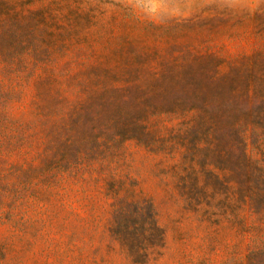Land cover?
I'll return each instance as SVG.
<instances>
[{"label":"rangeland","instance_id":"obj_1","mask_svg":"<svg viewBox=\"0 0 264 264\" xmlns=\"http://www.w3.org/2000/svg\"><path fill=\"white\" fill-rule=\"evenodd\" d=\"M17 1L35 33L0 62V264H264V0ZM164 97L176 114L98 154ZM148 207L163 242L137 263Z\"/></svg>","mask_w":264,"mask_h":264},{"label":"trees","instance_id":"obj_2","mask_svg":"<svg viewBox=\"0 0 264 264\" xmlns=\"http://www.w3.org/2000/svg\"><path fill=\"white\" fill-rule=\"evenodd\" d=\"M17 2V0H0V62H10L15 57L27 53L30 46L31 49L33 48L32 44L35 26H31L28 16L25 15L23 11L16 10ZM176 107L177 106L172 107V97H164L152 107L150 112L144 108L143 112L134 118L131 123L132 125L119 128L118 135H120L121 138H113L110 144L108 143L100 150L97 147L91 154L90 159L97 158L98 154L103 155L113 148L120 147L125 140L131 139L140 141L141 137L147 134L144 122L147 121L150 116L166 115L172 117L173 114H176ZM200 116L201 117L196 121V128L198 130L202 131L208 127H213V125L215 126L216 119L214 120L212 117L203 115ZM118 118L123 120L122 124H126V119H128L129 116L124 115ZM118 118H116V120ZM253 123L254 125H264V107L261 108L260 113L253 117ZM242 124L243 123L239 126L238 141L239 144L243 146L246 143V139L241 129ZM218 140L220 139L218 138ZM97 150H99L98 154L96 153ZM80 159V155L76 156L74 164L79 163ZM145 213L147 219L150 221L151 227L147 229L142 224L139 229L132 232L133 237H135L134 235H136V237L126 242L129 251L135 255L133 262L137 263H144L146 261V250L149 246H161L163 242L162 229L155 222L151 208L148 207ZM123 233H127V230Z\"/></svg>","mask_w":264,"mask_h":264}]
</instances>
